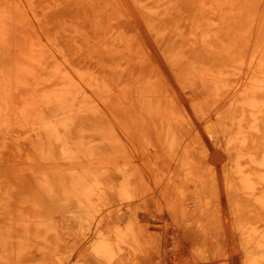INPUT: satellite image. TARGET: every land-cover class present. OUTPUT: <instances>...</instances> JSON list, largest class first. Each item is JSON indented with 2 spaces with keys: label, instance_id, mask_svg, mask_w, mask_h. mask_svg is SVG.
<instances>
[{
  "label": "bare ground",
  "instance_id": "1",
  "mask_svg": "<svg viewBox=\"0 0 264 264\" xmlns=\"http://www.w3.org/2000/svg\"><path fill=\"white\" fill-rule=\"evenodd\" d=\"M140 1L0 0V20L17 11L25 25L0 126L32 133L51 212L80 211L91 226L124 210L134 227L225 224L264 245L258 0ZM54 17L72 32L51 37ZM164 67L176 84L160 85ZM193 83L198 94L179 95Z\"/></svg>",
  "mask_w": 264,
  "mask_h": 264
},
{
  "label": "rangeland",
  "instance_id": "2",
  "mask_svg": "<svg viewBox=\"0 0 264 264\" xmlns=\"http://www.w3.org/2000/svg\"><path fill=\"white\" fill-rule=\"evenodd\" d=\"M135 2L136 0H129L130 8L137 10ZM258 5V100L264 113V0H258ZM42 11L44 12V7L38 6L39 15ZM14 15L13 18L0 20V119L13 105L15 47L19 31L25 30V25L19 30L16 24L15 19L19 17L17 11ZM129 15L133 20L140 16L137 13ZM53 26L54 32L51 31ZM69 27L72 28L71 22L54 17L50 20V36L55 37L60 33L67 36L72 32ZM56 28L60 31H56ZM168 73L166 67L159 73V83L163 87L178 82L177 79L170 81ZM197 87L198 84L193 83L184 91L180 89L179 95L183 97L184 92L195 89L186 94L192 98L194 92L199 93L196 92ZM226 127L231 129L232 124L227 122ZM0 133V264H36V261L37 264H264V245L259 241H241L238 239L239 230L226 228L225 224L218 227L194 220L188 228L145 227L142 224L134 227L130 220L138 214H129V211L124 210L120 213H97L99 221L93 222L91 226V217L80 211L67 209L51 212L47 207V193L41 187L43 182L37 180V172L43 170L46 163L35 156L32 133L29 132V135L28 131L5 129L2 126ZM37 167H40L39 171ZM15 168L16 171H13ZM197 207L198 204H195L194 209ZM191 213L186 215L189 217L187 220L199 216L198 210ZM222 215L218 216L229 217ZM246 217L240 215V221L244 223ZM124 219H129L130 223L126 225L127 221L125 223ZM83 223L90 227L85 228ZM125 227L129 228L126 230ZM239 228L246 230L242 225ZM99 229L103 232V238H100ZM84 232L88 235L84 236ZM95 236L97 239L94 242ZM104 237L108 243H105ZM123 237L126 240L122 242L120 240ZM108 247L111 249L104 250ZM245 254L249 259H245ZM5 260L8 262H4Z\"/></svg>",
  "mask_w": 264,
  "mask_h": 264
}]
</instances>
